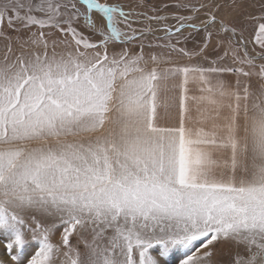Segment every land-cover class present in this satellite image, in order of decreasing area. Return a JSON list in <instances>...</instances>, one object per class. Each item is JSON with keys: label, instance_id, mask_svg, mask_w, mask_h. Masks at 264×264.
I'll list each match as a JSON object with an SVG mask.
<instances>
[{"label": "snow or ice", "instance_id": "obj_1", "mask_svg": "<svg viewBox=\"0 0 264 264\" xmlns=\"http://www.w3.org/2000/svg\"><path fill=\"white\" fill-rule=\"evenodd\" d=\"M256 2L259 14L243 7L253 0H176L174 26L137 34L119 3L0 0V231L13 264L29 241L26 264H166L175 250L180 264H219L222 241L238 249L228 264H264ZM157 30L168 43L147 47L168 55L111 47ZM200 33L198 52L178 47ZM213 37L224 53L208 66L171 60L203 54Z\"/></svg>", "mask_w": 264, "mask_h": 264}, {"label": "rangeland", "instance_id": "obj_2", "mask_svg": "<svg viewBox=\"0 0 264 264\" xmlns=\"http://www.w3.org/2000/svg\"><path fill=\"white\" fill-rule=\"evenodd\" d=\"M98 2L111 4L113 2V0H98ZM193 2H197V0H193ZM175 3H176V0H166V1L161 2L159 5H157L154 8H151V7L138 8L137 7L138 9H136L135 12H133V16L130 17V19L133 21L132 28L136 29L137 33H138L139 29H141V28L147 29L148 27H151L154 29H160L163 27L164 24L174 26L175 21L170 19V17L173 14H176L178 11L175 7L172 6ZM253 3H255V6H251V4H245V5H243V7L247 8V11H249V12H252L254 14H259V11H257V9H256V7H258L256 0H253ZM124 10L128 11V10H126V8H124ZM230 12H231V9H225L222 11L221 14L224 16H227L228 13H230ZM181 14L187 15L189 13L184 12ZM156 16H166V17H169V19H167L161 23H157L155 20H149L148 19L149 17H156ZM239 26L240 25L238 24L237 27H239ZM81 30L83 31L84 29L81 28ZM46 31H48V30L46 29ZM52 31H55V30H52ZM9 32L11 34V30H9ZM129 34H132V33L130 32ZM159 34H162V32L160 31ZM56 35H59V33H56ZM185 35H187V32L185 33ZM203 35H204L203 33L194 34L192 38H190L188 41L178 45V47L186 49L189 53L198 52L199 48L202 46V43H203L202 39H201V37ZM141 42L145 45V47H144L145 54H147L149 52L160 53L163 51L165 53V55H168V50H166V49L155 48V47L154 48H148L147 47V45L149 43H151V44H165V43H168V41L162 40V39H156V38H149V37H143L142 39H137V40H135L132 43L127 44V45L116 44V45H113L111 47H114L116 50H119L120 48H123V47H127V48H130L133 52H138L140 50ZM172 42L173 43L175 42V38H173ZM111 47H110V50H111ZM249 47L251 50V46H249ZM2 51H3V43L0 42V54H2ZM257 51H259V49H257ZM223 53H224V48L223 47L216 48V38L213 37V39L209 43V46L207 47V49L204 51L203 54L193 55V56L189 57V56H184L180 53H171V60L174 63L180 64V65L202 64L204 66H208L210 61L217 60V57L222 56ZM217 63L231 65V57L230 56L226 57L225 60L217 61ZM24 218H25L26 224L34 227L31 214H24ZM36 220L38 222H40L42 225H49L52 223H58L57 221H53L51 218H42L39 216L36 217ZM61 231H62V229L57 227L51 233L49 239H50V242L52 244L60 245ZM81 235L84 236L85 238L90 239V234L87 232H81ZM7 239H8V233L0 231V257L5 258L8 261V264H13L11 257L7 254L6 250L3 247V242H6ZM70 241L73 245H77L78 237L74 234L70 238ZM37 247H38L37 244L29 241V243L25 246L24 250L20 254L21 264H26V258L30 259L31 255L34 254V249H36ZM79 247H80V249H83V244L82 243L79 244ZM237 250H238L237 247L233 243L227 242V241H222L221 243L216 245L215 255H214L213 259L215 261H218L219 264H228L232 253L236 252ZM182 256H183L182 250H175L166 259V264H180V259L182 258Z\"/></svg>", "mask_w": 264, "mask_h": 264}, {"label": "built area", "instance_id": "obj_3", "mask_svg": "<svg viewBox=\"0 0 264 264\" xmlns=\"http://www.w3.org/2000/svg\"><path fill=\"white\" fill-rule=\"evenodd\" d=\"M166 0H113V3H119L125 6L126 10H131L132 12H135L138 8H147L151 7L154 8L157 5H159L161 2ZM142 4V6H141ZM138 7V8H137ZM158 34L160 33L159 30L156 31ZM163 34V31H161Z\"/></svg>", "mask_w": 264, "mask_h": 264}, {"label": "water", "instance_id": "obj_4", "mask_svg": "<svg viewBox=\"0 0 264 264\" xmlns=\"http://www.w3.org/2000/svg\"><path fill=\"white\" fill-rule=\"evenodd\" d=\"M139 33V32H138ZM137 33V34H138ZM164 35L163 34H158L156 31L155 32H151V33H148L145 37H149V38H156V37H162Z\"/></svg>", "mask_w": 264, "mask_h": 264}, {"label": "crops", "instance_id": "obj_5", "mask_svg": "<svg viewBox=\"0 0 264 264\" xmlns=\"http://www.w3.org/2000/svg\"><path fill=\"white\" fill-rule=\"evenodd\" d=\"M257 4H258V7H256V9H257V11L260 12L259 3H257ZM225 78H226V79H229V80H232V81H234V79H235L234 77H232V76H230V75H226Z\"/></svg>", "mask_w": 264, "mask_h": 264}]
</instances>
